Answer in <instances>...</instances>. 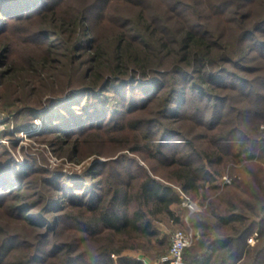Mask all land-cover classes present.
Returning <instances> with one entry per match:
<instances>
[{
    "label": "trees",
    "instance_id": "obj_1",
    "mask_svg": "<svg viewBox=\"0 0 264 264\" xmlns=\"http://www.w3.org/2000/svg\"><path fill=\"white\" fill-rule=\"evenodd\" d=\"M70 1L0 0L3 73L16 88L42 87L39 97L49 89L25 109L44 115L35 134L55 135L63 148L75 135L129 126V148L145 164L123 153L52 173L34 158L19 162L0 140V208L24 230L0 223V264H148L126 250L147 249L161 222L184 223L185 195L214 183L226 160L264 153L263 108L229 94L264 96V76L249 64L253 51L264 64V0L258 12L256 0ZM104 22L111 27L98 31ZM60 71L68 82L54 89ZM187 120L205 131L191 136ZM233 134L243 139L226 150ZM41 173L45 194L19 202ZM227 200L224 212L192 211L187 263L264 264V194L249 184L246 197Z\"/></svg>",
    "mask_w": 264,
    "mask_h": 264
},
{
    "label": "rangeland",
    "instance_id": "obj_2",
    "mask_svg": "<svg viewBox=\"0 0 264 264\" xmlns=\"http://www.w3.org/2000/svg\"><path fill=\"white\" fill-rule=\"evenodd\" d=\"M256 1L257 4L253 3L250 5V9H254L255 12H258L262 9V3L259 2V0ZM79 2H82V0L70 1V6L72 4L78 5ZM89 2H91V0H88L86 3ZM67 5L69 6V2ZM112 9L115 10L116 5L112 7ZM107 27H111L109 22H104L98 31L107 32ZM21 51L22 50L20 49L19 52ZM255 57H257V53L253 51L251 58L254 59H249V64L252 67H256L253 70V75H257L258 77V75L262 74L264 76V64H262L261 59ZM66 63L68 64L70 61L66 60ZM163 67L166 66H162V68ZM233 67L234 70L238 71L240 74L245 73L249 76L245 71L240 70L239 66ZM5 68V66H1L0 64V140L3 143V146H5L19 162L23 163L27 157H31L36 159L42 166L48 168L49 172L54 173L61 170L73 173L83 172L89 166L101 161H113L123 153H127L131 156H137L139 161L145 164V156H142L145 155V153L132 152L129 148L130 145L135 142V138L132 140L127 138L132 137L133 135L132 132H127V127L129 126L124 127V132L121 128L115 127L112 131L92 130L94 132L87 135H75L69 140V142L63 144V148H61L62 142L57 139L55 135L35 134L40 131L39 129L44 125V115L36 114L32 117L30 114L26 115L27 112L25 111L27 110L25 109L28 106H37V104L41 102L42 97H47L44 93L46 90L49 91V89H45L42 97H39L40 95L36 92L41 91L42 87H38L37 89L33 88V91H31L30 87L28 91L24 87L19 86L16 88L13 83L8 81L10 80L8 78L9 76L3 73L6 71ZM66 75H68L67 71H62L56 77L57 79L55 82L50 80L54 85V89H59L67 85L66 83L68 80ZM253 75L249 77H252ZM254 83L259 84L258 80ZM40 86L43 85L41 84ZM224 91L230 92V90ZM229 94L232 96L231 101L236 102L237 105L240 103V105L245 104L248 107L253 106V109L257 108V113H263L262 108L264 110V96H262L261 99L245 101L246 98L243 100L236 91H232ZM151 115L154 117L153 114H149V116ZM28 121L31 122L28 123ZM251 122L245 125L249 126L251 125ZM181 128L186 130L191 136H197V132L205 131L197 125L191 124L190 120L184 122V125ZM123 137H125L124 140L120 141ZM241 139H243L242 136L233 134L225 149L229 150L231 145ZM262 154L263 155L256 154L257 156L253 158H244L240 161L226 160L224 165L220 166L222 172L215 171L214 183H208L197 195H185L187 200H183V204L185 203L184 205L188 206L187 202L192 201L198 205V208L195 210H199L203 215H210L213 208L224 212L226 207L229 206V200L227 199L233 198L237 200L239 197H246L249 184L254 185L257 188L258 195L264 194V153ZM149 162L155 166L158 172L161 173V171H164V167L156 158H151ZM42 175V173L36 175L34 179L30 181L31 184L25 192L26 194L19 197L21 200L19 202L25 200L31 202L38 199L40 193L43 195L45 194V192H42L40 189L41 185L39 183ZM235 179H240V181L235 182ZM243 179L248 180L247 186L245 182L243 183ZM259 184L262 186L260 187ZM42 198L45 199L44 197ZM183 211L185 222L182 224L170 220L161 222L160 236L153 237L151 245L148 246L147 249H127L126 251L142 257L145 261H148V263L162 264V258L169 252L172 235L175 230L180 228L193 232V241L191 243L193 245L197 239L195 236L196 229L192 227L189 218L193 210L189 207V209L185 208ZM0 223L6 230H8V232H14L17 230L22 233L24 231L21 222H19L17 218L9 215L4 208H0ZM160 237L162 240H159Z\"/></svg>",
    "mask_w": 264,
    "mask_h": 264
},
{
    "label": "built area",
    "instance_id": "obj_3",
    "mask_svg": "<svg viewBox=\"0 0 264 264\" xmlns=\"http://www.w3.org/2000/svg\"><path fill=\"white\" fill-rule=\"evenodd\" d=\"M190 209L195 210L198 205L192 201L187 202ZM193 241V232L182 228L174 231L171 238L169 252L164 255L162 261L166 264H189L184 259L185 248Z\"/></svg>",
    "mask_w": 264,
    "mask_h": 264
},
{
    "label": "crops",
    "instance_id": "obj_4",
    "mask_svg": "<svg viewBox=\"0 0 264 264\" xmlns=\"http://www.w3.org/2000/svg\"><path fill=\"white\" fill-rule=\"evenodd\" d=\"M146 262L148 263V261H146ZM148 264H151V262H150V263H148ZM162 264H166V263H164V262H163Z\"/></svg>",
    "mask_w": 264,
    "mask_h": 264
}]
</instances>
